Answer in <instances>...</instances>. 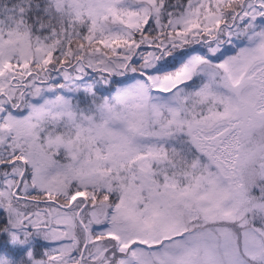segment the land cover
<instances>
[{
	"label": "snow or ice",
	"instance_id": "snow-or-ice-1",
	"mask_svg": "<svg viewBox=\"0 0 264 264\" xmlns=\"http://www.w3.org/2000/svg\"><path fill=\"white\" fill-rule=\"evenodd\" d=\"M0 264H264V0H0Z\"/></svg>",
	"mask_w": 264,
	"mask_h": 264
}]
</instances>
